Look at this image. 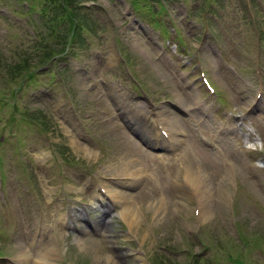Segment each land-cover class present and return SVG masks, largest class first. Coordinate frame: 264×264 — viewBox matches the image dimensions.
<instances>
[{"label":"rangeland","instance_id":"obj_1","mask_svg":"<svg viewBox=\"0 0 264 264\" xmlns=\"http://www.w3.org/2000/svg\"><path fill=\"white\" fill-rule=\"evenodd\" d=\"M161 1L166 10L162 19L169 29L167 37L153 27L148 14L141 17L134 11L129 0L86 2L91 13L89 21L82 18L85 29L76 35L79 39L73 49L74 55L65 59L61 54L46 67L41 61L31 62L23 69V74L34 73L33 79L20 88L10 82L20 77L15 73L21 70L6 64L19 63L18 57L22 60L31 56L17 52L22 43L19 37L27 34L31 24L20 18L15 20L17 16L12 13V3L9 5L7 0H0V9L4 10L0 13V43L8 45L18 39L11 51L3 53L10 71L0 61V164L6 175L5 180H0V254L5 255L0 257V264H10L15 254L30 255L32 220L37 214L41 220L49 218L55 207V204L49 205L50 212H42L48 210L44 192L47 187L40 185L33 166L30 167L34 160L45 166L48 174L43 175L53 178L50 181L40 177L48 180L49 189L53 185L54 192L64 195L72 192L69 203L81 199L75 194L85 189L79 183L81 171L72 164H57L64 159L59 152L56 154V147L69 156L70 160L66 162L86 165L102 185L117 192L124 189L120 183L123 173H132V170H124V165L131 159L138 161L134 164L135 169L143 171V175L131 180L135 190L132 202L141 211V214L134 213L141 220L132 222L133 212L129 209L124 221L120 212L114 219L126 228L116 237L115 247L102 237L96 240L84 237L83 242L73 240L71 249L50 251V264H189L194 251L204 259L212 253L207 261L201 259V264H264V169L259 166L264 151L248 149L246 142L232 129L244 117L251 121L254 114L264 117V108L256 106L252 98L257 89L254 70L252 73L238 67L240 62L251 65L254 60L243 42L246 32L254 36L250 26L253 17L242 0H199L202 6L198 8L193 0ZM232 1L237 6L233 21L235 7L230 3ZM32 3L46 16L49 30L55 29L64 41L53 42L48 52H61L69 26L79 20V12L64 11L49 0H32ZM255 3L258 5V0ZM211 4L223 13L219 14L224 23L222 29L209 11ZM257 20V27L264 35V14ZM244 22L248 24L247 30L241 26ZM172 23L185 40L183 45L179 43ZM148 29L157 35L162 45H156L147 37ZM48 40L49 37L41 46L42 53ZM168 40L171 44L178 43L179 51L167 46ZM228 40L231 42L229 47ZM43 41L44 38L39 43ZM118 43L123 56L135 64L127 63L128 69L138 80L134 73L136 69L144 83L139 81L146 90H142L140 96L133 93L135 82L130 81V75L119 64L120 53L115 47ZM261 44L264 47V40ZM210 46L216 52L211 55L212 63L201 66L205 49ZM221 54L229 58L231 68L222 64ZM203 69L219 85L221 101L208 93L201 83L199 72ZM226 74L232 76L234 84ZM176 77L185 85H180ZM116 87H122L131 101L158 106L164 112L166 124L174 131L185 133L183 145L187 156L177 161L182 149L152 148L143 128L137 135L133 133L119 113L121 103L114 95ZM13 102L21 106L17 110L20 117L15 123L16 116L10 112ZM167 107L178 114L177 119L165 111ZM38 109L46 116L38 115ZM39 117L43 118L40 123L47 131L37 128ZM204 117L210 129L217 125L225 132L214 133L208 127L200 128L194 124ZM259 122L254 128L260 139H264V119ZM253 133L247 132L252 141L259 138L253 139ZM79 138L82 139L79 141ZM84 141L95 148L81 145ZM219 145L225 149L223 155L215 153ZM88 149L95 153L88 154ZM192 172L197 174L198 181L203 180L202 184L189 180ZM62 174L68 179L65 180ZM200 185H204L209 194L206 201L209 213L204 220L198 218ZM24 188L33 190L25 194ZM86 194L88 196V192ZM234 200L233 213L238 217L234 223L236 236L231 233L234 228L228 217ZM222 221L229 228L226 232ZM26 225L29 226L27 229ZM202 226L205 238L201 235V241L206 240L209 249L200 246L197 239ZM65 244L63 242L59 250ZM33 249L38 250V246ZM131 251H137L141 258L130 256ZM109 255L112 256L110 259Z\"/></svg>","mask_w":264,"mask_h":264},{"label":"bare ground","instance_id":"obj_2","mask_svg":"<svg viewBox=\"0 0 264 264\" xmlns=\"http://www.w3.org/2000/svg\"><path fill=\"white\" fill-rule=\"evenodd\" d=\"M123 109L126 110V107L123 106ZM169 112L173 115V116H177L176 113H173L169 110ZM141 117H143L142 115H126V120L127 122L130 124V126L133 128V129H137V126L136 124H139L141 123L140 120L138 119H141ZM168 132H169V136H171L174 132L172 130V128L168 127ZM149 139H151L152 141L154 142H157L156 144L157 145H163V146H168V147H177V145H179L182 141L181 138H175L173 141H171L170 143H172V145L170 144H167V139H165V136H162V134H159L158 131H157V127L156 125H154L151 129H150V137ZM160 141V142H158ZM79 149V148H78ZM87 153L88 154H92V153H95L91 150H87ZM138 161H133L132 159L126 163L124 165V170L126 169H129V171L131 172V170L133 169V167L135 166L134 164H137ZM124 175H131V173H123ZM189 180H191L193 183L195 184H202L203 183V180L202 179H199L198 181V176L197 174H195L194 172L190 173L189 174ZM199 187V192H200V196H201V220H204L208 217V213L209 211L207 210L206 208V201H207V198L209 196V194H207V191L208 189L206 187H204V185H200L198 186ZM208 195V196H207ZM103 196H105L103 194ZM103 201H105V197H101ZM106 202V201H105ZM110 209H112V205L110 206ZM141 220V217L135 215L134 216V219H133V222L134 221H139ZM67 224V223H66ZM107 240H110V238L112 237V234L107 230L105 229V233L102 234ZM113 242V240H112ZM140 258V257H138ZM15 260H18V259H15ZM20 264V263H19ZM21 264H27V261L24 260Z\"/></svg>","mask_w":264,"mask_h":264},{"label":"clouds","instance_id":"obj_3","mask_svg":"<svg viewBox=\"0 0 264 264\" xmlns=\"http://www.w3.org/2000/svg\"><path fill=\"white\" fill-rule=\"evenodd\" d=\"M254 136L259 137V133H253ZM245 146L250 150L264 151V139H255L254 141H247Z\"/></svg>","mask_w":264,"mask_h":264},{"label":"trees","instance_id":"obj_4","mask_svg":"<svg viewBox=\"0 0 264 264\" xmlns=\"http://www.w3.org/2000/svg\"><path fill=\"white\" fill-rule=\"evenodd\" d=\"M55 1H58L59 3L63 2L67 7H73L75 4L80 3L77 0H55Z\"/></svg>","mask_w":264,"mask_h":264}]
</instances>
